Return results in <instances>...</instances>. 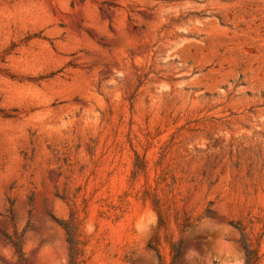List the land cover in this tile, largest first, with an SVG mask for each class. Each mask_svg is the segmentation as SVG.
Here are the masks:
<instances>
[{"label":"rangeland","instance_id":"rangeland-1","mask_svg":"<svg viewBox=\"0 0 264 264\" xmlns=\"http://www.w3.org/2000/svg\"><path fill=\"white\" fill-rule=\"evenodd\" d=\"M0 264H264V0H0Z\"/></svg>","mask_w":264,"mask_h":264}]
</instances>
